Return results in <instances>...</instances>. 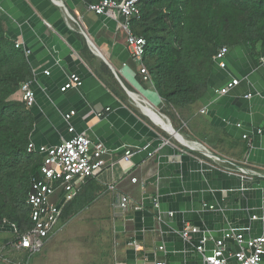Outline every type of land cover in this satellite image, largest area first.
I'll use <instances>...</instances> for the list:
<instances>
[{"label":"crops","instance_id":"obj_1","mask_svg":"<svg viewBox=\"0 0 264 264\" xmlns=\"http://www.w3.org/2000/svg\"><path fill=\"white\" fill-rule=\"evenodd\" d=\"M58 1L70 16L54 0H0V14L6 35L31 52L27 59L36 95L31 142L56 147L86 134L108 150L106 167L86 182L84 198L94 191L98 197L82 213L107 226L114 264H141L145 258L202 264L194 249L201 235L190 242L180 236L187 225L216 239L230 228L248 238L259 237L262 222L251 218L264 216V58L257 59L246 43L230 48L226 69L215 64L207 94L185 118L173 112L170 118L162 113L164 103L153 83L140 74L119 22L91 13L81 0ZM84 34L103 58L93 52ZM80 36L91 55L82 53ZM70 75H77L82 86L62 93ZM234 79L240 84L220 95ZM12 99L20 101V91ZM143 107L166 117L180 139ZM71 112L75 115L67 122L65 116ZM127 151L132 153L129 160ZM217 158L257 175L229 173ZM120 195L142 210L121 213L114 206ZM154 200L159 201V211ZM132 241L138 251L129 246ZM228 248L235 252L237 246L230 242Z\"/></svg>","mask_w":264,"mask_h":264},{"label":"trees","instance_id":"obj_2","mask_svg":"<svg viewBox=\"0 0 264 264\" xmlns=\"http://www.w3.org/2000/svg\"><path fill=\"white\" fill-rule=\"evenodd\" d=\"M102 1L81 3L87 8ZM138 7L140 16L131 20V31L146 42L143 64L163 100L162 113L170 118L171 112L185 118L207 94L213 59L222 47L246 43L257 59L264 58V0H139ZM80 39L82 53L91 55ZM32 80L27 56L6 35L0 17V225L6 221L20 235L33 225L27 198L33 183L42 179L43 157L29 151L35 124L31 108L12 97ZM88 186L64 207L61 225L95 203L98 191L84 198Z\"/></svg>","mask_w":264,"mask_h":264},{"label":"built area","instance_id":"obj_3","mask_svg":"<svg viewBox=\"0 0 264 264\" xmlns=\"http://www.w3.org/2000/svg\"><path fill=\"white\" fill-rule=\"evenodd\" d=\"M138 4L139 0H124L123 2L104 0L97 5L88 6L87 9L97 16H109L119 22L120 28L127 35V44L132 57L140 66V74L145 81L151 82L148 70L143 64L146 42L136 37L131 31V20L140 16ZM15 45L27 57L31 53L24 45L20 43ZM228 53L229 48L222 47L214 56V62L222 70L227 67L226 57ZM31 82L23 83L19 90L21 93L20 102L25 103L29 108H32L36 102V95L31 88ZM239 84V80H232L219 90L220 95H228ZM81 86V79L77 75H70L67 83L61 88V92L65 93L72 89H79ZM249 97L251 95L247 98ZM202 113H205V111H202ZM74 115L75 112H71L65 116V120L69 122ZM69 132L73 133L74 129L70 128ZM243 138L247 139L248 137L244 136ZM29 151L43 157L42 179L33 183L27 198V204L31 210L32 228L20 235L14 227L7 225L6 221L4 222L5 225H0V234L13 235V239L8 244L1 246L0 259H3L5 252L24 255V262L8 261L10 264H30V260L43 251L56 224L59 222L64 207L75 199L80 188L89 179L95 177L107 165L104 156L108 153V150L104 144H94L86 134L74 135L70 140L56 147H36L31 142ZM125 155V160H129L132 153L127 151ZM217 160V162L227 166L225 169L229 173H240L247 176L257 175L256 172L247 171L229 160L222 158H217ZM114 189V186L109 187L110 191ZM114 206L123 214L131 210H142L141 207L134 206L129 197L122 195L115 198ZM153 206L156 210H160L158 200H154ZM169 216L172 217L173 213H169ZM251 219L252 221L262 222L263 233L259 237L248 238L230 228L224 232L220 239H216L210 233L203 232L198 227L191 225L185 226L180 232V236L185 242H190L193 236L201 235L194 249L202 257V264H262L264 258V216H253ZM230 242L236 244L237 249L235 252L229 250L228 245ZM210 243L213 244L212 249L208 248ZM128 244L138 251L136 241ZM164 250V247H160V251ZM141 264H165V262L157 260L152 262L145 258Z\"/></svg>","mask_w":264,"mask_h":264},{"label":"rangeland","instance_id":"obj_4","mask_svg":"<svg viewBox=\"0 0 264 264\" xmlns=\"http://www.w3.org/2000/svg\"><path fill=\"white\" fill-rule=\"evenodd\" d=\"M12 239V234H0V248L5 240ZM113 245L107 226L82 213L66 225L58 222L43 251L30 264H114L110 251ZM3 256L0 264L24 262L22 254L5 252Z\"/></svg>","mask_w":264,"mask_h":264},{"label":"water","instance_id":"obj_5","mask_svg":"<svg viewBox=\"0 0 264 264\" xmlns=\"http://www.w3.org/2000/svg\"><path fill=\"white\" fill-rule=\"evenodd\" d=\"M55 1V4L56 5H58L59 7H61V8H63V9H65V6H64V4L61 2V1H56V0H54ZM65 12H66V14H67V16H70L69 15V13L67 12V9H65ZM69 18H71V17H69ZM85 35V34H84ZM85 37H86V39H87V43H88V45L91 47V49L93 50V52L94 53H96L98 56H100V57H102V55L98 52V50L95 48V46L93 45V43L91 42V40L85 35ZM103 58V57H102ZM129 95L131 96V97H133L134 98V96H135V94H133V93H129ZM135 99V98H134ZM153 113L154 114H156L164 123H166L167 125H168V127L170 128V130H171V134L172 135H174L176 138H178V137H181L173 128H172V126H171V124H170V122L168 121V119L166 118V117H164L163 115H159L158 113H155L154 111H153Z\"/></svg>","mask_w":264,"mask_h":264},{"label":"bare ground","instance_id":"obj_6","mask_svg":"<svg viewBox=\"0 0 264 264\" xmlns=\"http://www.w3.org/2000/svg\"><path fill=\"white\" fill-rule=\"evenodd\" d=\"M134 98H136L137 100H139V98H138L137 96H134ZM143 110H144L147 114H149V115H152L151 112L153 113V111H152L151 109L147 108V107H143ZM150 111H151V112H150ZM153 115H154L155 117L159 118L156 114L153 113ZM157 121H158L159 123H161V125L167 129L168 125H167V127H166V125L164 124V122H163L160 118L157 119ZM168 128H169V127H168ZM169 132L171 133L170 128H169ZM178 138H179V137H178ZM179 139H180V138H179ZM183 141H184V140H183ZM186 144H187L188 146H190L188 143H186ZM190 144H191V143H190ZM192 145L195 146V147H197L198 149H201V147L198 146L197 144H192Z\"/></svg>","mask_w":264,"mask_h":264}]
</instances>
